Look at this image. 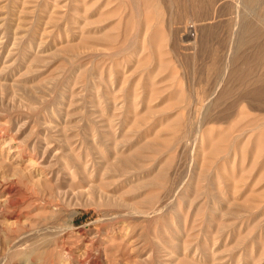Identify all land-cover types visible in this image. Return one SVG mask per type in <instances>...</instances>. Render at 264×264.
Masks as SVG:
<instances>
[{
	"label": "rangeland",
	"instance_id": "obj_1",
	"mask_svg": "<svg viewBox=\"0 0 264 264\" xmlns=\"http://www.w3.org/2000/svg\"><path fill=\"white\" fill-rule=\"evenodd\" d=\"M262 94L264 0H0V264H264Z\"/></svg>",
	"mask_w": 264,
	"mask_h": 264
},
{
	"label": "bare ground",
	"instance_id": "obj_2",
	"mask_svg": "<svg viewBox=\"0 0 264 264\" xmlns=\"http://www.w3.org/2000/svg\"><path fill=\"white\" fill-rule=\"evenodd\" d=\"M249 1L251 2V1H253V0H249ZM194 6H195V5H194ZM202 8H203V7H202ZM202 8H201V9H202ZM194 9H195V8H194ZM201 9H200V10H201ZM149 10H150V9H149ZM185 30H186V29H185ZM188 32H189V31H188ZM190 35H191V34H190ZM186 36H187V35H186ZM259 91H260V90L258 89V92H259ZM261 91H262V90H261ZM259 93H260V92H259ZM262 93H263V92H262ZM262 95H264V94H262ZM128 181H129V180H128ZM147 182L149 183V182H151V181H147ZM58 246H59V245H58Z\"/></svg>",
	"mask_w": 264,
	"mask_h": 264
}]
</instances>
